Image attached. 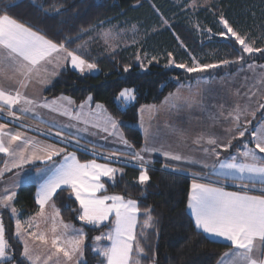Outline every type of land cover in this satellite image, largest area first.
Instances as JSON below:
<instances>
[{"label": "snow or ice", "instance_id": "1", "mask_svg": "<svg viewBox=\"0 0 264 264\" xmlns=\"http://www.w3.org/2000/svg\"><path fill=\"white\" fill-rule=\"evenodd\" d=\"M219 22L226 30L219 35L224 39L234 40L242 50L236 59L234 61L225 59L219 64H200L193 58L191 66L176 63V68L190 74L205 72L207 69L230 63L242 65L244 54H264V49L254 47L255 41L250 43L247 37L233 29L223 16ZM102 35L107 42L111 33ZM68 62L81 74L96 68L95 63L87 62L76 51L70 50L67 42H54L39 31L19 22L8 14L6 5L0 9V113L6 112L8 117L20 120L22 118L20 114L32 113L35 116L36 108H46L69 119L102 128L109 135H116L127 149H132V145L123 135L115 131L117 122L110 116L102 115L103 105L97 104L94 112L83 111L85 104L91 102V97L80 105L79 112L73 114L69 108L59 103L67 101L71 105L73 101L68 97L41 101L26 95L30 85L49 83V77L57 75L59 68ZM168 63L172 65L174 61L169 59ZM247 67L253 72L252 78L255 83L249 86L248 92L241 97L244 102L241 103V99H238L226 113L224 105H219L218 114H209L213 125L220 123L221 119L227 122L228 127L224 128L228 137L227 143H222L221 138L216 135L205 136L203 133L193 141L197 145L204 142L213 146L211 149L205 147L202 150L205 154L210 152L216 158L221 175L226 179L239 181L238 186L244 189L242 192H228L211 184L199 183L195 179L191 184L187 209L190 211L195 229L230 245L229 251L223 254L218 264H264V155H259L264 154V120L257 126L249 128L252 120L256 119V114L264 110V65L248 64ZM257 68L261 70L258 74ZM125 71L128 69L125 68ZM2 81H8L12 86L5 88ZM200 92L198 87L196 93L187 98L179 93H172L165 98V104L170 109H178L181 102L191 107L193 103L198 102L196 96ZM234 95L240 96L239 89ZM118 99L124 103L134 101L136 99L134 90H122ZM145 111L151 115L156 108L142 106L140 109L142 116ZM249 116L252 119H248ZM8 127L7 123H0V154L7 158L4 167L0 168V176L14 168H23L25 164L36 160L42 163L53 161L51 166L40 170L42 183L39 184L35 198L38 210L27 221L22 222L18 218L17 209L13 204L17 195L15 184L11 189L5 187L3 193H0V209L8 210L15 218V236L23 245L22 260L27 264H86L84 256L87 233L83 227L76 228L66 223L53 202L58 190H70L69 199L74 197L79 205L78 219L82 225L93 228L105 226V222L110 225L106 233L102 232L92 238L91 251L99 258V264H141L145 248L140 237L147 235L146 230L153 226L151 210L145 211L138 234L140 208L137 201L125 199L119 194H106L105 184L101 182L102 177L114 180L115 174L122 170L108 164L97 163L95 159L81 163L74 152H67L65 148H58L54 144H39L21 132L7 131ZM109 128L113 131H109ZM145 132L147 136V130ZM249 132L254 147H249V143L245 142L242 145L243 150L238 149L236 154L224 160L220 159L217 148L227 151L233 146L234 140L245 137ZM172 133L178 137L184 136L182 129L173 128ZM56 135L60 136L61 133L57 132ZM76 143L79 144V140ZM156 151H160L166 161H185L189 164L195 162L179 152L151 148L147 144L139 151L112 152L104 159L110 160L113 156L127 155L138 161L140 172L137 179L139 184L144 185L150 177L143 153ZM62 153L63 158L57 164L53 158ZM217 165H213V170H216ZM202 166L208 167L207 164ZM165 167L168 165L165 164ZM192 175L195 177L198 173L193 172ZM257 183L261 186V194L249 195L246 191L249 184L255 188ZM49 205L51 213L47 211ZM41 224L45 225L44 230H40ZM101 241H108V244H101ZM9 248L4 225L0 222V264H7L12 259L8 254Z\"/></svg>", "mask_w": 264, "mask_h": 264}, {"label": "trees", "instance_id": "2", "mask_svg": "<svg viewBox=\"0 0 264 264\" xmlns=\"http://www.w3.org/2000/svg\"><path fill=\"white\" fill-rule=\"evenodd\" d=\"M177 1L182 0H0V9L6 5L8 14L19 22L54 42H67L70 50L76 51L87 62L96 64L99 70L96 75H80L68 67L63 68L46 87L43 96L51 99L67 95L80 103L90 95L93 102L102 104L116 118L124 139L137 150L143 142L137 128L138 109L141 106L160 104L180 84L191 83L201 77H221L243 69L248 64L264 63L262 53L244 54L242 65L230 63L191 74L161 64H150L146 70H142L137 63V57L144 51L157 56L166 55V52L176 53L177 57L189 62L195 58L200 64H219L225 59L234 61L242 50L234 40L219 35L224 32L220 17L223 16L240 35H247L257 45H264L262 0H218L209 9L199 11L194 20L192 17L174 21L166 28L149 33L138 45L112 54L76 50L86 40L88 31L102 23H136L140 25L139 28L149 32L153 25L159 24L158 15L166 19L176 16L174 2ZM191 22H195L196 26L194 23L191 25ZM123 88L133 89L136 99L122 108L116 98ZM262 113L264 110L252 120V126L262 120ZM65 149L75 152L81 162L96 158L72 147L66 146ZM3 159L0 155V168ZM111 163L122 172L113 181L105 182L106 193L137 201L140 208L138 234L145 211L151 210L153 226L146 230L147 235L140 237L145 248L141 264H216L228 246L210 241L195 229L186 211L190 178L160 170L161 164L155 163L154 168L148 169L149 181L141 185L137 179L139 168L114 161ZM16 193L14 205L19 218L32 215L36 210L35 187L22 186ZM69 197V191L59 190L53 202L65 222L76 228L83 227L87 233L86 264H99V258L91 251L92 238L110 225L105 224L100 228L82 225L78 220V205ZM0 221L10 245L8 254L12 257L7 264H27L22 260V246L14 235V219L5 209H0Z\"/></svg>", "mask_w": 264, "mask_h": 264}, {"label": "rangeland", "instance_id": "3", "mask_svg": "<svg viewBox=\"0 0 264 264\" xmlns=\"http://www.w3.org/2000/svg\"><path fill=\"white\" fill-rule=\"evenodd\" d=\"M217 1L218 0H182V1H177L176 3L174 2V7L176 9L174 15L176 16L166 19L161 15H158L159 24L157 26L153 25L151 31L149 32H145L144 29L139 28L140 25L136 23L125 22L122 24H114V25L108 23L99 24L95 28H91L88 31L86 40L83 43H81L78 47H76V50L78 52L100 51L104 54H112L121 49L122 50L127 49L129 47L138 45L140 42H143L149 33H153L154 31H156V29L160 30L162 28H166L169 25H171V23L174 21L183 20V19L188 20L192 17H193L192 20H194V16L199 11L209 9V7ZM262 2L264 4V0H262ZM192 4H195L196 6L190 7L189 5ZM192 23H194L193 25L196 26L195 22H191V25ZM221 27L223 28L222 24ZM224 31L226 30L224 29ZM104 33H111V35L107 39V42L102 35ZM242 36L247 37V35H242ZM247 40L250 43L254 41L250 37H247ZM254 47L264 49V45H260V44L257 45L256 43L254 44ZM149 54L151 53L144 51L141 52L140 55L138 56L139 59L137 60V63L142 70H146L150 64H161L166 68H175L178 70H183L180 68H176L175 64L183 63L191 66L193 60L191 59V61L189 62L187 59L181 58L180 56L177 57L176 53H170V52H166V55H158V56L156 54L155 55H149ZM169 54H171V56H169ZM169 59H172L174 61V64L169 65L168 63ZM256 65H264V63L256 64ZM247 66L243 69L235 71L234 73L231 74L226 73L221 77H201L194 80L193 83L191 84L186 83L185 86H183L182 84L178 85V87L172 93H179L184 98L190 97L191 95L196 93L197 88L199 87L201 92L196 96V100L198 102L193 103L191 107L181 102L178 109H170L167 106V104H165V98L169 97L170 95L168 94L161 101L160 105L159 104L152 105L155 106L156 111L153 112L151 115H149V113L145 111V113L142 116L139 109V114H138L139 120L137 122V128L141 130L147 143L150 142L151 140L152 144L154 145L157 143L161 144L162 141L161 138H169L171 147L172 145L174 146L175 141L177 143V140H180V138L177 135H174L172 133L173 128L182 129L184 132L190 131L191 133L194 134V136L197 137V135L201 134L200 127H203L205 125L207 129L208 127H211V129H214V132L220 134L221 128H223L224 130L225 127H228L227 122H224L221 119L220 123L213 125V121L209 119V114L210 113L218 114L219 105H224V111L226 113L235 104V102L238 99H241L244 93L248 92L249 86L253 85L255 83V80L252 78L253 72L249 71ZM68 68L70 70L77 72L80 75H96L99 72L98 68L96 67L92 71L86 70L83 74H81L80 72L72 68L70 62L68 64ZM260 71L261 70L259 68L256 69L257 74ZM198 82H204V83L198 84ZM124 89H130V88H123L122 90ZM237 89H239L240 96L234 95ZM119 93L117 95L116 102L122 108L133 103V101L130 103H124L123 101L118 99ZM62 96L68 97L71 101H73L71 105H69L67 101H59V103L62 104L64 107L69 108L73 112V114L79 112L80 105L85 103V100H83L82 102H80V104H75L76 102L67 95H58L56 98H52L50 100L43 98V100L44 99L48 101L58 100V98ZM88 97L91 96L90 95L87 96L86 97L87 100ZM243 102L244 101L241 99V103ZM97 104L99 103L93 102L91 99L90 103L85 104L83 111L85 113L94 112ZM103 109H105L104 106ZM35 113H36L35 116L32 113L20 114L22 116L20 120H14V119L12 120L7 116L6 112L0 113V123H7L9 125L7 131H11V132H16L14 130H10V129H14L13 127H15L14 125H16L15 121H19L22 124L24 123L29 124L31 127L40 131L37 133L39 134L40 138L34 139L39 144H44V145L54 144L58 148L61 147V145L64 147L68 146L92 156H97L98 154L109 156L112 153L106 151L101 152L102 150L99 151L102 147H109L111 148V150L112 149L120 150V151H116L118 153L135 151V148L132 143L129 142L132 145V149H127L116 135H109L108 132L102 131L97 127H92L91 124L86 125L74 119H69L67 116H62L59 113L49 111L46 108H36ZM166 113H169L171 115V116H167L166 130L164 131L162 137H160L161 135L155 137L158 134V132H160V130L156 132L155 135L154 132L158 128L156 127L155 128L156 130L154 131L153 126L157 124L156 120L162 114H166ZM5 115L7 117H4ZM204 116H206L205 119ZM111 118L114 119L119 125L116 118L114 117ZM248 119H252V118L249 116ZM262 120H264V116H262ZM260 122L261 121H258V123L255 126H257ZM110 129L111 128H109V130ZM145 130H147V136ZM57 132H60L61 135L57 136L56 135ZM204 134L208 135L207 132H204ZM77 140H79V144L76 143ZM5 159L7 158L4 157L1 168L4 167ZM130 159L131 158L129 157L127 158L125 156L120 155V156H113L110 160L114 162H119L134 166L133 164L127 162L134 163L137 161L135 160L133 161L132 159L131 160ZM37 163H41V161L36 160L30 163L29 165L36 166ZM25 165L23 166V168H18V169L14 168L10 172H5L3 176H0V182H2L3 177L8 175H13L11 178L12 179L11 184L5 185L4 187L0 186V193H3L5 187L11 189L15 184V188H16L19 184L22 185L29 184V182H33V180L36 179V177L35 178L32 177L29 171H26ZM14 202L15 200L13 201V204ZM6 211L9 212L8 210ZM9 214L11 215L10 212ZM14 224H15V220H14ZM108 230L109 228L107 230H104L103 232L106 233ZM100 243L107 245L108 241H101ZM92 244H93V240H92ZM150 264H154V263H150Z\"/></svg>", "mask_w": 264, "mask_h": 264}, {"label": "crops", "instance_id": "4", "mask_svg": "<svg viewBox=\"0 0 264 264\" xmlns=\"http://www.w3.org/2000/svg\"><path fill=\"white\" fill-rule=\"evenodd\" d=\"M68 64H69V62L67 64H64L63 66H61L59 68V70H58V74H59V72L63 68L68 67ZM57 75L49 77L50 82L47 83V84H44V85H41V84H32V85H30L28 87L27 91H26V95H28L30 97H33V98H37V99H39V100L42 101L43 98H44V96H43L44 90L57 77ZM2 83H3V86L5 88H8V87L12 86L11 83L8 82V81H2ZM191 83H193V82H191ZM191 83H189V84H191ZM185 84L186 83H184L182 85L185 86ZM54 98H56V97H54ZM48 100H50V99H48ZM84 100L87 101L86 98ZM75 104H80V103H75ZM145 106H152V105H145ZM93 107H94V104H93ZM141 107L139 109H141ZM139 109H138V114H139ZM108 114H109L108 111L105 110V109H103L102 115L109 116L110 114L109 115ZM167 116H171V115L169 113L162 114L156 120L157 121V124L153 126V128H154L153 130L155 131L156 130L155 129L156 127L158 129L154 132V134L156 132H158L159 130H160V132H158L157 135L155 134L156 135L155 137H158L159 135H161L160 137L163 136V133L166 130V127H167ZM4 117H7V116L5 115ZM205 117L206 116H204V119H205ZM138 120H139V115H138ZM260 121H262V120H260ZM15 123H16V125H14L15 126V127H13L14 129H10V130H14L16 132H21V133L24 134V136H27L29 139H38V138H40L39 134H37L40 131H38L35 128L31 127L29 124H25V123L22 124L19 121H15ZM101 123H102V121H101ZM257 123H258V121L256 123H254L253 126L251 124L249 126V128L251 129V128L255 127V125ZM99 129L102 130V128H99ZM200 129H201L200 130L201 133L204 134V132H207L208 135H216V136H218V137L221 138V142L222 143H227L228 137H227L226 133L224 132L223 128L220 129V134H218L217 132H214V129H211V127H208V129H207L205 127V125L203 127H200ZM206 130H208V131H206ZM109 131H113V130L110 129ZM115 131L121 134V132L119 130L118 124H117V129H115ZM139 131H140V133L142 135V141L143 142H142V146L139 149L135 150V151H139L142 147H145V145L147 144V146L148 147H151V148L163 149V150H173V151L179 152L182 155H184L185 157H187V158L195 161L194 163H191V164L186 163L185 161H166L164 159V157L160 154V151H156V152H152V153L145 152V153H143V155H144L145 161H147V164L145 165L147 167V169H152V168H154V164L155 163H160L161 164V166L159 167L160 170L169 171V172H172V173H178V174L185 175L186 177H188V178L191 179V183H190V187H189V192H190V189H191V184L193 182V179H195L199 183L211 184L213 186L223 188L225 191H228V192H242V191H244V189L241 186H238L239 185V181H234V180H231V179H226L223 175H221L220 172H219V169H218V165H217L216 158L213 155H211L210 152L208 154H205L203 152V150H202L205 147L211 149L213 146L207 145L204 142H201L200 145H197V144L193 143V141L196 138V136H194V134L191 133L190 131H185L184 132V136L183 137H179L180 140H177V143L175 141L174 146L172 145V147L170 145V142H169L170 139L169 138H161L162 139L161 144L157 143V144L154 145V144H152L151 140H150V142L147 143V141L145 140V138L143 136V133L141 132V130H139ZM208 135H205V136H208ZM245 142H248L249 143V147H254V144L251 143V135H250V132L249 133H246V136L245 137L240 138L238 140H234L233 141V146L230 149H228L227 151H223V150L217 148L216 150H217V152H219L220 159L221 160H224L225 158H228L231 155L236 154L238 149L243 150L242 149V145ZM61 147L65 148L62 145H61ZM100 147H102V146H100ZM112 150L109 147H102L99 151H101V152H103V151L109 152L110 151L111 152ZM66 151L67 152H73L71 150H66ZM116 151H120V150H113V152H116ZM106 152H104V153H106ZM0 155L4 157L3 154H0ZM63 155H64V153H62L60 156L54 157L53 160L58 164L62 160ZM259 155H264V154H259ZM95 157L96 158H94V159L96 160L97 163H100V164H108L109 166H111L113 168L120 169L116 165L112 164L111 163L112 162L111 160H105L104 159V157H105L104 155L98 154ZM85 162H87V161H85ZM52 163H53V161H45L43 163L42 162L41 163H37L36 166H34V165H31L30 166L29 164H26L25 165L26 171H29L30 174L32 175V177H34V178L36 177V179H34L33 182H29V184H23V185L22 184H19L15 188V191H17L18 188H20L22 186L33 185L35 187V194H34V201H35L36 193H37V190L39 188V184L42 183V179H41L42 172L40 170L46 169L47 167L51 166ZM81 163H84V162H81ZM127 163L133 164L134 167H137V168L140 169L139 162L138 161L137 162H134V163L133 162H127ZM165 164H167L168 167H165ZM203 164H207L208 167L207 168H204L202 166ZM213 165H217L216 170H213ZM35 167H37V168H35ZM121 172H117L115 174V178L118 177L121 174ZM193 172L198 173V175L194 177L192 175ZM12 176L13 175H8V176L3 177V181L0 182V186H3L4 187L5 185L11 184V180H12L11 178H12ZM106 181L107 182L108 181L111 182L113 180H108L107 177H102L101 178V182L102 183L105 184ZM1 189H3V188H1ZM105 189H106V185H105ZM67 191H69V193H70V190H67ZM246 191H247V193L249 195H260L261 194V186L259 185V183H257L256 184V187L253 188L251 186V184H249V186H248V188H247ZM189 192H188V194H189ZM106 194H108V193H106ZM108 195H112V194H108ZM72 198L74 199V197H72ZM35 206H36V210H35V212L32 215L27 216V217H24L22 219H20L19 218V215H18V218L22 222H24V221H27L30 217H33L35 215L36 211L38 210V205H36V203H35ZM78 208H79V205H78ZM47 211L49 213H51V206L50 205H49ZM186 211H187L190 219L192 220L191 215H190V211L187 209V205H186ZM17 213H18V211H17ZM61 218H62V216H61ZM13 219L15 220V218H13ZM192 223L194 225V221L193 220H192ZM105 224H108V222H106ZM86 226H89V225H86ZM90 227H92V226H90ZM44 229H45V225L44 224H41L40 230H44ZM14 235H15V224H14ZM203 235L207 239H209L210 241L219 242V243H223V244L227 245V242H224L222 240H219V239H216V238H213V237H209V236H207L205 234H203ZM17 240H18V238H17ZM20 244H21L22 250H23V245H22L21 242H20ZM227 246H228V248H227V250L225 252H228L229 251L230 245H227ZM223 254L221 255V257L223 256ZM220 258L218 259V261L220 260ZM218 261L216 262V264H218Z\"/></svg>", "mask_w": 264, "mask_h": 264}]
</instances>
